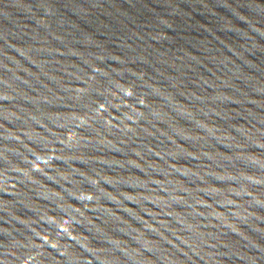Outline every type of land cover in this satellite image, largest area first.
Instances as JSON below:
<instances>
[{
    "label": "water",
    "instance_id": "1",
    "mask_svg": "<svg viewBox=\"0 0 264 264\" xmlns=\"http://www.w3.org/2000/svg\"><path fill=\"white\" fill-rule=\"evenodd\" d=\"M0 264H264V0H0Z\"/></svg>",
    "mask_w": 264,
    "mask_h": 264
}]
</instances>
